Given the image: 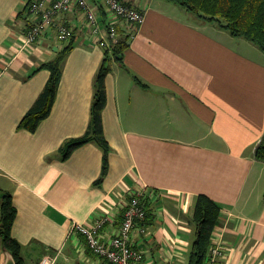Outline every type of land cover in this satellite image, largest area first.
I'll use <instances>...</instances> for the list:
<instances>
[{"label":"crops","instance_id":"1","mask_svg":"<svg viewBox=\"0 0 264 264\" xmlns=\"http://www.w3.org/2000/svg\"><path fill=\"white\" fill-rule=\"evenodd\" d=\"M29 1L0 0V209L11 194L12 236L26 263L59 253L62 264H110L73 226L116 214L146 189L148 235L134 238L148 253L145 264H188L200 195L221 209L216 233L225 253L217 264H264V162L256 157L264 138V53L165 0H124L145 20L122 63L110 62L102 120L112 151L99 185L102 149L90 142L64 159L63 148L89 130L104 49L79 13L61 19L78 27L76 46L49 117L35 131L22 128L51 76L38 69L63 46L50 29L20 52L33 20L21 15ZM121 220L104 229L105 242Z\"/></svg>","mask_w":264,"mask_h":264},{"label":"trees","instance_id":"2","mask_svg":"<svg viewBox=\"0 0 264 264\" xmlns=\"http://www.w3.org/2000/svg\"><path fill=\"white\" fill-rule=\"evenodd\" d=\"M179 6L186 13L205 24L229 32L236 38L247 40L264 53V0H165ZM29 3L22 14L28 13ZM20 15V16H21ZM105 16V13H104ZM104 21V20H103ZM120 41L111 48H104L105 59L95 80V95L91 111V123L88 132L81 138L68 141L63 148L64 159L72 152L90 142L96 143L103 151V170L99 185L109 173V158L112 148L108 143L103 127L102 114L106 107V77L110 72L112 58L123 61L126 50L130 47L131 38L120 31ZM77 37L63 44L57 57L38 70L48 69L51 72L46 89L24 118L21 127L35 131L40 122L49 117L54 106L58 86L62 77L64 62L69 52L76 46ZM123 65V64H122ZM37 72V70L35 71ZM256 157L264 162V138L256 148ZM17 217V209L11 194L2 198L0 236L3 249L10 252L17 264H27L23 257V246L13 238L12 228ZM149 212L147 211V223ZM193 223L197 232L188 264H206L208 252L213 245V234L222 224L221 209L217 203L206 195H200L195 206ZM92 254L93 252L89 250Z\"/></svg>","mask_w":264,"mask_h":264},{"label":"built area","instance_id":"3","mask_svg":"<svg viewBox=\"0 0 264 264\" xmlns=\"http://www.w3.org/2000/svg\"><path fill=\"white\" fill-rule=\"evenodd\" d=\"M79 13L82 26L89 38L101 48H111L120 41L121 30L133 39L145 20V12L124 0H30L28 16L33 18L26 26V34L20 52L28 51L50 29H57V41L64 44L77 36L78 27L59 21L67 15ZM105 13V16H104ZM104 20V21H103ZM146 190V189H145ZM141 190L130 195L129 200L118 207L116 214L107 213L90 223H75L73 234L85 238V243L94 255L110 264H145L148 253L135 241V235L147 236V193ZM122 222L116 234L108 241L103 239L107 226ZM217 230V229H216ZM213 234L206 264H217L225 249ZM38 264H62L59 253L42 259ZM168 264H176L170 260Z\"/></svg>","mask_w":264,"mask_h":264},{"label":"water","instance_id":"4","mask_svg":"<svg viewBox=\"0 0 264 264\" xmlns=\"http://www.w3.org/2000/svg\"><path fill=\"white\" fill-rule=\"evenodd\" d=\"M5 264H17L14 256L10 252H6V263Z\"/></svg>","mask_w":264,"mask_h":264},{"label":"rangeland","instance_id":"5","mask_svg":"<svg viewBox=\"0 0 264 264\" xmlns=\"http://www.w3.org/2000/svg\"><path fill=\"white\" fill-rule=\"evenodd\" d=\"M0 201H1V195H0ZM0 218H1V209H0ZM1 241V240H0ZM27 264H28V262H27Z\"/></svg>","mask_w":264,"mask_h":264}]
</instances>
